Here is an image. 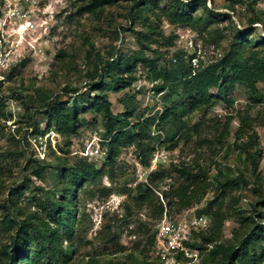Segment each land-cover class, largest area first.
<instances>
[{
	"label": "rangeland",
	"instance_id": "obj_1",
	"mask_svg": "<svg viewBox=\"0 0 264 264\" xmlns=\"http://www.w3.org/2000/svg\"><path fill=\"white\" fill-rule=\"evenodd\" d=\"M93 3L0 0V264L9 262L19 234L29 240L25 250L34 244L37 219L54 229L46 199L59 200L69 179L60 167L79 160L93 163L99 175L76 189L72 235L59 237L65 262L53 264H156L159 205L173 220L202 219L192 235L202 258L218 244L238 245L264 213V82L252 76L251 88L240 82L227 92L210 88L212 103L183 118L187 135L169 139L157 131L158 117L185 101L158 92L166 84L154 71L189 67L193 55L191 76L227 62L238 30L250 41L240 62L264 60V45L250 46L264 40V30L248 25L254 15L264 21V0H208L212 12L189 8L188 21L172 16L179 13L174 0H111L87 10ZM134 56L133 72L123 74L126 88L114 91L105 87L111 78L92 77L96 64ZM100 95L114 114L131 113L130 123L155 118L147 167L133 138L122 142L114 161L106 160ZM56 101L74 108L75 131L48 125L44 109ZM154 174L162 181L142 201ZM179 187H187L185 195L164 198Z\"/></svg>",
	"mask_w": 264,
	"mask_h": 264
},
{
	"label": "trees",
	"instance_id": "obj_2",
	"mask_svg": "<svg viewBox=\"0 0 264 264\" xmlns=\"http://www.w3.org/2000/svg\"><path fill=\"white\" fill-rule=\"evenodd\" d=\"M175 6L179 11L178 14L174 13L172 16H178V21H188L187 11L189 8L202 7L205 10L212 12L207 8L206 3L208 0H193L191 2L183 3L182 0H174ZM102 2L110 3L111 0H94V3L90 5L87 10L94 11L96 9L101 10ZM144 3L145 6H147ZM144 7V6H143ZM219 15V14H218ZM175 20V19H174ZM254 24H260L262 30H264V21L254 15L248 19L249 27ZM232 55L227 62L221 64H214L207 68L196 72L191 76L192 67L179 66L170 73L164 70L158 72L154 71L156 79H162L166 86L162 89L156 88L158 92H162L164 89L173 96H181L185 103L180 106L171 105L163 115L158 117L157 131L164 134V137L172 139L175 136L187 135L185 122L183 118L189 113L196 111L203 107H208L212 103V96L209 91L210 88H217L220 92H227L233 87V83L240 82L247 87H254L250 81L251 77H255L261 82H264V60H246L240 62L241 51L244 44H249L247 39V32L238 30L235 35ZM261 44L264 45V40L259 42L250 43L251 45ZM194 56V55H193ZM193 56L190 57L193 58ZM136 57H130L124 60L112 59L100 62L96 64L93 70L92 77L99 76L101 83L104 77L111 78L110 84H105L106 88H110L114 91H119L130 85L129 82L124 80V73L133 72L136 67ZM116 69L119 75L111 76L110 71ZM96 103V110L102 114L104 139L102 141V147L104 148V154L108 163L114 161L119 146L123 141L133 138L136 140L137 147L140 153V162L143 166H148L149 155L152 151L150 149L149 140L154 135L151 133V127L155 122V118L151 116L142 115L139 119L135 120V123L129 122L131 113L114 114L111 111V105L106 99L105 95H100ZM57 105V106H56ZM60 105V106H59ZM47 108V109H46ZM49 115L50 120L48 125L54 126L55 130L64 134L66 130L75 131L77 125V115L74 108L68 110L66 106L61 105L58 101L49 102L44 111ZM196 126V125H195ZM156 139L160 136L156 134ZM255 154H251V160L254 159ZM61 170L69 177L67 186L62 189V194L59 200H47L46 199V215L47 219L54 225V229L49 228L47 222L38 220L35 225L32 226L34 244L29 249H24L27 242L23 234L18 235V239L13 242L15 245L13 253L8 254L9 262L17 264H53L55 262L64 263L63 250L58 245L60 231L63 232L68 238L72 235L71 222L74 220V213L72 210L71 199L75 196V191L82 182L92 183L99 175V171L96 169L93 163H87L86 161L79 160L73 165L67 167H60ZM162 176L158 174L149 175L148 184L142 190L140 200L144 201L148 197L153 188L162 181ZM187 187H179L173 189L167 194L163 193L165 199L167 196L179 197L186 194ZM162 205H159L157 213L159 219L163 213ZM264 212V211H262ZM201 213H207L202 211ZM260 223L249 232H247L242 241L238 245H223L218 244L208 251L207 257L202 258L199 264H261L264 263V249H261V242L264 241V213H261ZM11 223V220H8ZM9 227V226H8ZM21 227V226H20ZM22 228V227H21ZM24 230V229H23ZM26 234V233H25ZM155 236V233H154ZM153 236V242H154ZM258 246L259 251L255 246ZM191 246L196 247L195 244ZM197 248V247H196ZM98 264L97 261H94ZM156 264H162L159 261H155ZM111 264H125L111 263ZM132 264H137L136 261ZM139 264V263H138ZM142 264H148L142 262Z\"/></svg>",
	"mask_w": 264,
	"mask_h": 264
},
{
	"label": "built area",
	"instance_id": "obj_3",
	"mask_svg": "<svg viewBox=\"0 0 264 264\" xmlns=\"http://www.w3.org/2000/svg\"><path fill=\"white\" fill-rule=\"evenodd\" d=\"M192 68L197 67V59L191 58ZM202 219L190 224L169 218L163 213L157 222L153 251L156 260L162 264H199L201 255L193 244L192 235Z\"/></svg>",
	"mask_w": 264,
	"mask_h": 264
}]
</instances>
